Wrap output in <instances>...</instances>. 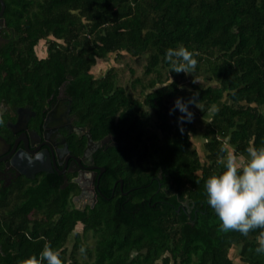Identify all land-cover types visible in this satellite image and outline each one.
Instances as JSON below:
<instances>
[{"label":"trees","instance_id":"obj_1","mask_svg":"<svg viewBox=\"0 0 264 264\" xmlns=\"http://www.w3.org/2000/svg\"><path fill=\"white\" fill-rule=\"evenodd\" d=\"M3 16L0 101L40 118L62 85L91 139H113L94 153L104 171L92 207L72 206L74 184L61 187L56 173L0 190V264H26L46 243L63 264H264L255 252L261 230L221 231L205 190L223 171L221 147L243 156L264 146V0H4ZM41 40L45 54L37 57ZM181 45L199 54L191 74L171 71L164 59ZM121 52L145 55L149 78L123 86L113 66L91 73L98 59ZM194 93L205 111L189 103L193 119L179 122L174 101ZM201 112L203 160L190 133ZM84 144L68 137L72 152Z\"/></svg>","mask_w":264,"mask_h":264},{"label":"flooded vegetation","instance_id":"obj_2","mask_svg":"<svg viewBox=\"0 0 264 264\" xmlns=\"http://www.w3.org/2000/svg\"><path fill=\"white\" fill-rule=\"evenodd\" d=\"M3 11L0 4V47L9 34ZM51 97L40 118L27 105H9L0 101V190L8 189L22 178L32 180L41 173H56L62 178L61 187L74 184L70 196L72 206L79 209L92 207L98 199L99 178L104 171L95 162L94 153L112 143L113 137L108 134L100 140L91 139L88 128L76 123L62 85L52 102ZM70 135L85 138L80 152L68 148ZM88 136L92 141L89 147ZM41 167L50 170L40 171ZM116 184L117 181L111 188L112 198L117 196ZM118 188L121 191L120 179ZM121 194H128V190H122Z\"/></svg>","mask_w":264,"mask_h":264},{"label":"clouds","instance_id":"obj_3","mask_svg":"<svg viewBox=\"0 0 264 264\" xmlns=\"http://www.w3.org/2000/svg\"><path fill=\"white\" fill-rule=\"evenodd\" d=\"M197 55L199 54L181 45L166 49L164 59L171 66V71L191 74L198 64ZM197 101L198 93H194L187 103L181 98L174 101V108L182 113L178 117L179 122H191L193 119L194 114L188 107L189 103L205 111L204 106L199 105ZM207 111L214 116L219 112V106L213 104ZM220 151L226 153V156L219 160L223 171L206 180L207 202L221 222V231H238L247 236L249 232L260 229L255 252L264 255V146H249L246 157L238 156L234 149L229 152L221 147ZM80 252H85L84 247L80 248ZM26 264H63V261L60 250L53 249L46 243L38 257H29Z\"/></svg>","mask_w":264,"mask_h":264},{"label":"rangeland","instance_id":"obj_4","mask_svg":"<svg viewBox=\"0 0 264 264\" xmlns=\"http://www.w3.org/2000/svg\"><path fill=\"white\" fill-rule=\"evenodd\" d=\"M45 47L46 43L44 40L39 41L35 46L34 50L36 53L37 57L43 56L45 54ZM121 55L119 57H116L115 53H110L108 54L106 59H98L96 61V64L92 66L91 68V73L94 76H100L104 74V72L109 68V67H115L116 71L118 73L117 78L119 81L120 85L127 86L131 79L135 77H139L143 79L144 81L149 78L150 75H145L143 70H144V64H145V55L144 56H132L126 52H121ZM132 70L133 72H131ZM187 76V75H186ZM184 78V77H183ZM186 79H183L182 85L184 86V81L187 82L188 76L185 77ZM198 80V79H197ZM200 82V81H199ZM204 83V82H203ZM139 88L140 86H136V91L135 93L137 94V98H141L139 96ZM208 118V115L204 112H201L200 116L195 118L193 120V128L191 129V137L193 141L194 147L197 149L200 158L203 160L204 159V150L202 147V144L204 140L202 139V133L205 131L204 124ZM229 152L231 150L227 148ZM247 155H243L240 157H246ZM75 230H80V226H77ZM92 242L90 235L86 239V243L90 244ZM229 256L236 260V250L231 249L229 251Z\"/></svg>","mask_w":264,"mask_h":264},{"label":"water","instance_id":"obj_5","mask_svg":"<svg viewBox=\"0 0 264 264\" xmlns=\"http://www.w3.org/2000/svg\"><path fill=\"white\" fill-rule=\"evenodd\" d=\"M0 4H1V7L3 8L4 7V2H3V0H0ZM87 147H89L92 143V141H91V139H90V136H88L87 137ZM50 169H44L43 167H41V170L40 171H45V172H47V171H49ZM100 170L101 171H103L104 170V168L103 167H100Z\"/></svg>","mask_w":264,"mask_h":264}]
</instances>
